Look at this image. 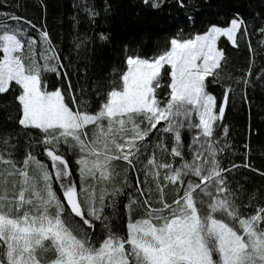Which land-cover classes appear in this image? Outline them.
I'll use <instances>...</instances> for the list:
<instances>
[{
  "label": "snow or ice",
  "instance_id": "snow-or-ice-1",
  "mask_svg": "<svg viewBox=\"0 0 264 264\" xmlns=\"http://www.w3.org/2000/svg\"><path fill=\"white\" fill-rule=\"evenodd\" d=\"M152 6L160 5L154 0ZM85 11L90 19L99 15ZM3 17L0 94L14 97L20 134L29 148L43 146L51 170L27 149L17 159L15 143L9 144L12 134L3 139L0 264H264V206H257L255 214L241 213L224 174L231 168L217 159L223 152L217 122L223 120L232 88L225 89L219 108L208 91L219 83L217 70L226 62L218 42L226 38L239 47L237 34L247 38L238 14L227 26L173 38L169 49L152 57L127 56L126 70L111 82L95 113L84 110L86 105L74 110L75 96L49 87L48 73L67 72L48 32L14 14ZM99 39L108 37L101 33ZM248 46L251 52L250 41ZM166 78L169 91L160 99L158 89ZM186 134H191L187 143ZM165 136L173 141L171 157L181 158L179 167L156 160L150 138L158 137L155 148L169 152ZM116 162L143 172L146 185L152 177L159 192L156 207L143 198L139 178L129 191L119 186ZM167 185L176 186L170 203L164 197ZM121 196L128 201L127 219L118 224L114 210ZM134 205L143 208L142 218H132ZM106 207L113 215L105 213Z\"/></svg>",
  "mask_w": 264,
  "mask_h": 264
},
{
  "label": "trees",
  "instance_id": "trees-1",
  "mask_svg": "<svg viewBox=\"0 0 264 264\" xmlns=\"http://www.w3.org/2000/svg\"><path fill=\"white\" fill-rule=\"evenodd\" d=\"M153 2L0 0V19L4 18L3 14H14L31 21L37 29L46 30L67 72V76L61 73L59 77L48 73L49 87L59 88L68 94L67 98L75 96L77 105L73 106L74 110L77 106L86 105L84 110L95 113L111 82L118 80L120 73L126 70L127 56L152 57L169 49L171 39L191 38L207 31L212 25L227 26L238 14L247 27V38L237 34L239 47L232 46L226 38L218 42L226 62L222 61L221 68L217 70L219 83L210 86L208 91L216 96L219 108L225 89L229 86L232 88L218 132L219 147L223 149L222 153H218V159L221 167L231 168L224 174L230 190L236 194L241 213L255 214L257 206H264V175H261L264 173V75L259 77L264 69V33L260 31L264 28V0H155L160 5L157 8L152 6ZM85 9L99 15L90 19ZM101 33L108 37L107 41L99 39ZM29 34L33 37L38 35L35 30H30ZM78 43L81 45L79 48L76 47ZM244 80H247V84ZM167 82L166 78L162 81L164 86L158 89L160 99L167 96ZM18 116V104L14 97L0 94V151L3 150V139L12 134L14 138H9V144L15 143L14 155L17 159H22L27 149L39 160L50 164L43 146L36 144L29 148L27 137L20 134L16 123ZM158 139H152L157 162L173 163L170 155L172 139L165 136L163 140L169 152L154 148ZM188 139L189 136H186V143ZM62 148L67 150L66 145ZM69 159L70 167L75 168L71 164V157ZM245 164L249 167H245ZM117 170L120 187L129 191L139 178V187L145 189L143 198L150 199L153 206H157L159 192L152 177L148 178L146 185L144 173L138 169H128L126 162ZM160 171L163 184L164 170ZM165 189V200L170 203L175 195L167 187ZM118 199L120 202L115 206L114 222L123 224L127 219V200L123 196ZM249 202L253 206L245 208L244 205ZM140 209L143 211V208ZM105 213L113 215V209L106 207Z\"/></svg>",
  "mask_w": 264,
  "mask_h": 264
},
{
  "label": "rangeland",
  "instance_id": "rangeland-1",
  "mask_svg": "<svg viewBox=\"0 0 264 264\" xmlns=\"http://www.w3.org/2000/svg\"><path fill=\"white\" fill-rule=\"evenodd\" d=\"M263 16H264V13L262 14ZM8 23H10V22H8ZM10 24H12V23H10ZM217 26H220V25H217ZM206 32V31H205ZM205 32H203V33H205ZM203 33H199V34H203ZM196 35V34H195ZM194 37V36H193ZM39 53H40V47H39V44L37 45V47H36V58H37V60L39 61L40 60V57H39ZM41 63H42V61H40ZM263 75H264V69L260 72V74H259V77H263ZM212 94V93H211ZM163 123V122H162ZM218 123V125H219V127L217 128V132H219V129H220V124H221V121H219V122H217ZM90 128H91V126H89ZM141 127H144V125H141ZM159 127V126H158ZM223 130V132H224V128L222 129ZM190 135L191 134H188V135H184L183 136V139L185 140V137L186 136H189V139H190ZM151 140L153 139V137H151L150 138ZM188 139V140H189ZM223 143V142H222ZM153 148V147H152ZM155 148V147H154ZM156 149V148H155ZM156 150H159V149H156ZM67 151V150H66ZM219 153V152H218ZM188 158H190V156L188 155V154H186V159H188ZM219 158V154L217 155V159ZM38 159V158H37ZM219 160V159H218ZM43 162V161H42ZM50 162V161H49ZM172 164H173V167L175 168V167H179L180 165H181V163H182V161H181V158H179V157H177V158H175V159H172ZM45 164H47L48 165V167H49V170H51V162H50V164L49 163H46V162H44ZM123 163H125V162H116V164H117V169H118V167L119 166H121ZM190 178H192V179H197V178H194V177H190ZM168 189V191H170L171 193H173L174 195H176V186H173V185H167L166 186ZM165 187V188H166ZM164 188V193H165V191H166V189ZM79 190V189H78ZM181 192H182V189H181ZM127 203H128V201H127ZM126 203V204H127ZM144 216V212L142 211V209H140L139 207H137V206H133V208H132V218L133 219H138V218H142ZM127 217V216H126Z\"/></svg>",
  "mask_w": 264,
  "mask_h": 264
}]
</instances>
